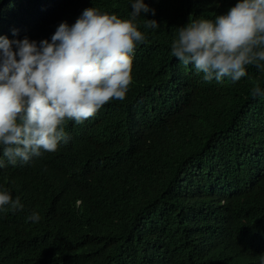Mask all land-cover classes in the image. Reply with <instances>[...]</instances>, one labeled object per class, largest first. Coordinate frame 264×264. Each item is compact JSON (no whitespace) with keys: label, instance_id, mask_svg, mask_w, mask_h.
<instances>
[{"label":"trees","instance_id":"16d2710c","mask_svg":"<svg viewBox=\"0 0 264 264\" xmlns=\"http://www.w3.org/2000/svg\"><path fill=\"white\" fill-rule=\"evenodd\" d=\"M47 1L0 0V26H27L33 32L28 39L37 41L48 30V17H66L78 4L105 1L104 9L122 18L132 12V0ZM144 2L155 13L138 18L147 41L135 51L126 99L106 104L73 132L78 142L101 130L112 134L113 144L98 149L89 168L107 173L113 162L112 174L129 184L101 197L76 185L45 193L32 186L31 194H22V211L0 212V264H10L7 256L16 249L18 264H191L182 246L187 234L229 244L224 223L233 212L229 201H221L254 157L264 156V70L247 66L239 81H206L171 55L177 30L190 17L214 20L237 0ZM146 19L160 26L145 28ZM256 86L261 94L254 96ZM38 166L47 172L45 162ZM79 197L85 211L71 212ZM88 199L97 206L91 216ZM144 206L154 207V214L142 212ZM174 211L180 212L182 232L163 217ZM33 212L39 222L27 221ZM236 217L242 228L264 230L263 188H255L247 212Z\"/></svg>","mask_w":264,"mask_h":264},{"label":"clouds","instance_id":"9594fccd","mask_svg":"<svg viewBox=\"0 0 264 264\" xmlns=\"http://www.w3.org/2000/svg\"><path fill=\"white\" fill-rule=\"evenodd\" d=\"M89 4H78L66 17H48V30L37 41L29 40L33 32L27 26L13 21L10 28L0 26V212L22 211V194H31L32 186L45 193L76 185L101 197L129 184L112 174L113 162L107 173L89 168L98 149L113 144L112 134L101 130L81 142L74 134L106 104L126 99L134 81L135 51L147 41L138 18L155 9L144 0H132L130 18H122L107 12L105 1ZM159 26L155 19L144 22L145 28ZM171 55L203 73L206 81H239L247 66L264 70V0H237L214 20L190 17L178 28ZM252 94L260 95V87H253ZM61 149L67 156L59 154ZM41 162L47 172L38 166ZM31 169L33 175L27 176ZM244 173L221 201H229L233 212L224 223L229 244L187 234L182 246L191 264H264V230L242 228L236 217L247 212L255 188L264 189V156H255ZM85 205L79 197L69 207L82 213ZM87 209L90 216L97 210L94 200L88 199ZM141 211L152 216L155 208ZM163 217L182 232L176 224L180 212ZM28 220L39 222L40 216L33 212ZM17 251L7 256L10 264H18Z\"/></svg>","mask_w":264,"mask_h":264}]
</instances>
